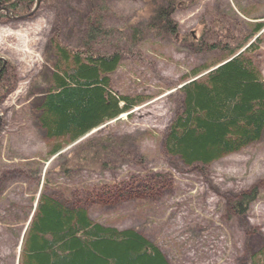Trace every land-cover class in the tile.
I'll use <instances>...</instances> for the list:
<instances>
[{"label":"rangeland","instance_id":"rangeland-1","mask_svg":"<svg viewBox=\"0 0 264 264\" xmlns=\"http://www.w3.org/2000/svg\"><path fill=\"white\" fill-rule=\"evenodd\" d=\"M148 12L145 0H47L18 15L0 11V264H18L21 236L39 192L98 188L144 174L151 178L145 181L151 185L146 191L123 196L117 189L114 194L123 198L92 195L87 200L91 220L137 230L158 245L169 264H244L264 250V136L207 167L185 166L167 156L162 145L180 109L179 85L191 78L193 68L225 56L223 42L208 32L204 40L219 50L195 53L167 36L154 37L144 28ZM88 15L90 25L108 29L94 42L95 50L121 51L120 63L109 75L112 89L146 100L129 116L77 142L47 138L35 103L58 63L54 44L75 46ZM253 17L264 22V0H179L172 14L181 39L199 38L201 27L212 31L216 20L222 32L228 30L223 40L228 43L249 32ZM260 37L259 48L250 51L264 78V32ZM5 68L9 72L3 77ZM90 139L122 143L135 160L113 156L107 166L88 169L66 164L67 173H60L61 161L76 164L78 155L86 153L77 147ZM57 146L59 155L51 157L49 151ZM252 188L256 194L248 208L235 213L234 196Z\"/></svg>","mask_w":264,"mask_h":264},{"label":"trees","instance_id":"trees-1","mask_svg":"<svg viewBox=\"0 0 264 264\" xmlns=\"http://www.w3.org/2000/svg\"><path fill=\"white\" fill-rule=\"evenodd\" d=\"M34 2L0 0V8L18 14ZM145 2L149 12L144 28L152 36L164 35L190 46L195 53H210L219 50L213 41L204 40L212 32L219 35L218 40L223 42L221 51L225 53L208 66L193 68L191 78L178 88L180 109L162 140L164 153L185 166L204 167L259 141L264 136V78L250 50L259 48L264 22L258 20L262 17H253L255 23L237 42L223 41L228 30L222 32L216 20L211 23L212 31L201 27L199 38L181 39L172 20L179 0ZM90 19L88 15L78 45L69 48L54 44L58 63H53L45 92L35 103L38 123L47 138L74 142L146 100L141 95L120 94L112 89L109 75L119 65L121 51L95 50L94 42L108 29H103L100 23L90 25ZM244 45L247 46L241 50ZM2 70L4 77L8 69ZM85 147L89 149L87 154H82L76 164L73 160L68 164L96 168L107 166L113 156L135 160L123 151L122 143L112 144L110 139L89 140L77 149ZM59 149L57 146L49 154ZM66 164L61 162L63 172L67 170ZM141 177L135 180L132 176L92 189L71 187L66 193L54 189L49 195L41 192L26 224L18 264H169L157 244L140 232L104 226L88 216L87 200L92 195L93 198L101 193L116 198H123L120 195L124 193L136 195L151 186L145 184L151 178L146 174ZM132 180L134 187H130ZM117 189L120 195L114 194ZM248 191L234 196L235 213L242 215L253 200L256 188ZM244 264H264V250L251 255Z\"/></svg>","mask_w":264,"mask_h":264}]
</instances>
